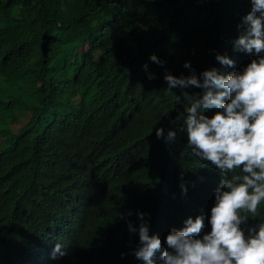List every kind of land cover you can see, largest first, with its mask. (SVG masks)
Returning <instances> with one entry per match:
<instances>
[{
  "label": "trees",
  "instance_id": "1",
  "mask_svg": "<svg viewBox=\"0 0 264 264\" xmlns=\"http://www.w3.org/2000/svg\"><path fill=\"white\" fill-rule=\"evenodd\" d=\"M250 11L249 0H0V264L47 259L26 247L34 234L12 227L15 209L60 224L70 200L86 209L73 212L68 236L81 232L84 248L69 254L70 264H138V233L127 226L138 228L137 211L150 214L149 235L161 244L189 217H204L197 238L209 233L223 176L191 154L182 131L187 101L180 89L166 90L164 76L190 75L185 62L197 75L243 72L264 56L234 49ZM19 112L28 122L15 133ZM159 127L165 136L175 131V141L158 139ZM258 211L241 225L246 236L264 223V202ZM108 235L120 256L100 240Z\"/></svg>",
  "mask_w": 264,
  "mask_h": 264
},
{
  "label": "clouds",
  "instance_id": "2",
  "mask_svg": "<svg viewBox=\"0 0 264 264\" xmlns=\"http://www.w3.org/2000/svg\"><path fill=\"white\" fill-rule=\"evenodd\" d=\"M249 2L251 11L243 17L242 25H238L244 30L234 41V49L259 54L264 51V0ZM149 59L157 65L164 63L155 54ZM216 60L224 66L235 65L226 55H217ZM183 66L190 70V75L177 77L168 71L170 73H165L164 80L167 91L180 89L187 101L182 131L187 134L191 154L209 162L216 168L211 170L223 176L211 200V229L202 238H197L204 227V217L198 215L195 220L189 217L183 228H172L166 236V244H161L158 236L149 235L147 217L150 214L137 211L138 228L132 221H127L129 233H138L139 237L138 246L133 252L131 250V254L140 260L138 264H264V223L248 228L247 236L241 228L249 217L260 215L258 209L264 202V56L257 55L243 72L234 71L227 75L220 74L215 68L197 75L190 62ZM142 67L147 72L148 65ZM189 88L193 90L184 91ZM199 91L203 92L202 96ZM176 99L179 101L180 97ZM209 109L218 111L209 118L204 114ZM17 114L12 130L27 118L22 112ZM20 130L14 131L19 133ZM155 134L166 144L176 139V132L171 129L165 136L163 127L156 128ZM180 188L186 195L187 187L183 182ZM64 206L68 219L60 224L53 218L40 217L29 210L27 213L17 208L12 213L15 217L11 220L12 227L34 234L26 247L30 252L45 254L44 264H67L69 254L83 247L78 245L81 232L68 236L78 216L73 212L80 215L86 212L85 208L81 211L83 201L70 200ZM127 215H132L131 210ZM120 218L125 217L121 214ZM100 240L109 243L114 258L120 256L118 245L109 235Z\"/></svg>",
  "mask_w": 264,
  "mask_h": 264
},
{
  "label": "rangeland",
  "instance_id": "3",
  "mask_svg": "<svg viewBox=\"0 0 264 264\" xmlns=\"http://www.w3.org/2000/svg\"><path fill=\"white\" fill-rule=\"evenodd\" d=\"M0 113H1V111H0ZM27 122H28V121H27V118H25V119L23 120L22 123H18V124H17V126L15 127L14 130H15V131L20 130V129L23 127V125H25Z\"/></svg>",
  "mask_w": 264,
  "mask_h": 264
},
{
  "label": "bare ground",
  "instance_id": "4",
  "mask_svg": "<svg viewBox=\"0 0 264 264\" xmlns=\"http://www.w3.org/2000/svg\"><path fill=\"white\" fill-rule=\"evenodd\" d=\"M57 219H58V218H57ZM59 219H60V218H59ZM57 221H58V220H57ZM89 229H90V228H89ZM89 232H90V231H89ZM103 244H104V243H103ZM103 244H102V245H103ZM97 246H98V245H97ZM99 246H100V245H99Z\"/></svg>",
  "mask_w": 264,
  "mask_h": 264
}]
</instances>
